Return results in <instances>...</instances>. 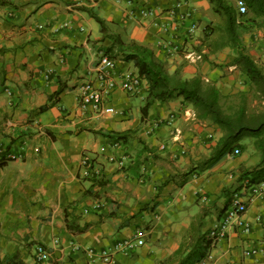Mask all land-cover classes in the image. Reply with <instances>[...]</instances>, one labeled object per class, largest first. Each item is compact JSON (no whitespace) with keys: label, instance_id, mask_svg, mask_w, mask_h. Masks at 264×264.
I'll return each instance as SVG.
<instances>
[{"label":"crops","instance_id":"crops-1","mask_svg":"<svg viewBox=\"0 0 264 264\" xmlns=\"http://www.w3.org/2000/svg\"><path fill=\"white\" fill-rule=\"evenodd\" d=\"M5 1L0 5V264H106L99 259L100 250L138 233L143 244L115 252L112 264H187L184 258L194 244L191 234L208 240L202 259L209 258L211 264H264V182L260 195H248L249 176H242L261 162L253 138L240 141L237 155L227 153L200 170L197 166L213 156L223 133L217 125L185 115L194 110L181 97L155 102L142 115L148 87L144 79L139 92L117 90L107 100L116 114H83L78 109L79 85L93 79L91 68L112 43L84 8L103 18L122 40L149 47L167 73L179 70L185 78L199 76L214 83L223 100L242 94L246 101L254 96L261 105L247 76L231 63L235 52L225 47L196 61L165 55L151 18L131 17L127 0ZM175 1L136 0L134 5L165 12ZM188 1L199 25L189 50L202 55L207 53L204 27L218 19L208 0ZM255 35L259 39L249 54L256 62L253 53L260 57L264 52V37ZM115 60L118 72L138 74L132 61ZM173 112L181 117L147 132L150 123ZM98 131L128 136L122 143ZM143 144L157 157H148L137 172L131 171ZM9 153L20 159L7 160ZM123 155L126 169L116 161ZM84 156L98 165L100 178L81 176ZM244 190L250 230L231 229L212 244L209 232L222 218L228 199ZM65 214L89 227L71 232ZM200 217L201 225L190 232ZM185 238L183 253L173 256ZM38 244L49 249V261L35 259ZM88 248L93 255L85 253ZM200 261L189 258L191 264Z\"/></svg>","mask_w":264,"mask_h":264},{"label":"trees","instance_id":"trees-1","mask_svg":"<svg viewBox=\"0 0 264 264\" xmlns=\"http://www.w3.org/2000/svg\"><path fill=\"white\" fill-rule=\"evenodd\" d=\"M208 1L213 12L220 17L221 22L212 27H204L202 45L207 53L202 54V57L205 58L207 54H212L225 47L232 49L236 56L231 63L247 76L255 96L262 103L257 110L249 112L246 99L241 94L235 110L232 113L227 112L222 106L223 96L214 83H204L199 76L185 78L179 70L172 74L167 73L161 63L154 59L153 52L149 47L134 40H122L118 35L111 33L106 21L92 9L84 8L83 10L87 11L88 15L99 24L103 38L111 40L112 43L106 49L105 54L113 59L119 57L123 61H132L138 75L147 81L148 87L141 110L142 115H146L155 102H167L181 97L184 102L192 106L198 121H208L217 125L223 133L222 137L213 156L197 166L200 170L212 167L225 154L234 149H238L240 152L243 147L240 141L243 138H253L254 147L261 154V162L257 169L246 171L242 176H249L250 184H260L264 182V69L247 52L241 37L249 29L264 31V0H243L247 5V12L244 14H237L234 6L228 0ZM3 4H6V1L0 0V5ZM98 133L122 143L126 141L128 136L127 133L122 134L113 131H98ZM144 152L147 153V156L141 158V154ZM150 156L157 157L155 150L143 144L136 159L131 162L133 164L130 166V170L137 172L141 162L144 164V161ZM200 219L201 217L191 223L190 232L193 231L194 233L201 225ZM64 220L67 229L73 233H82L89 227L88 223L80 225L77 222V217L68 219L67 214H65ZM190 242L194 244L184 258V263L187 264L192 263L189 262L191 256L196 257L198 261L202 260L208 247V240L202 236L194 238L191 234ZM185 244L186 238L173 256L182 254ZM15 255L16 253L11 255L9 259L14 258ZM15 264L20 263L16 261Z\"/></svg>","mask_w":264,"mask_h":264},{"label":"built area","instance_id":"built-area-1","mask_svg":"<svg viewBox=\"0 0 264 264\" xmlns=\"http://www.w3.org/2000/svg\"><path fill=\"white\" fill-rule=\"evenodd\" d=\"M136 0H127V14L131 17L151 18V24L159 34L157 37L158 47L168 56L175 54L181 55L184 58L192 61L200 60L201 53L189 50V42L192 33L196 31L199 25L196 23L193 14L194 8L188 0H176L175 3L165 12H155L152 9L145 7H137L134 5ZM233 6L238 14L247 12V5L243 0H234ZM138 10V11H137ZM169 19V20H168ZM189 20L186 24L185 21ZM260 66L264 69V52L258 57ZM93 79L81 83L78 87V109L81 113L91 112L94 114H116L117 111L112 105L107 104V100L111 98L113 93L117 90L127 94H135L139 92L142 87V78L129 70L117 71L116 60L107 54H101L97 59L96 64L91 68ZM191 119L197 120L194 112H184ZM179 113H169L166 119H158L149 124L147 132H151L158 128L163 121L170 125L174 123L177 118H180ZM174 137L178 138L179 131L174 129ZM118 145L117 143L114 146ZM238 149H234L229 153L230 156L237 155ZM113 155V154H111ZM7 160H19L20 155L7 154ZM113 160V158H111ZM125 155L116 159L119 168H125L127 163ZM98 165L84 156L81 159L80 174L83 178L94 177L100 178V168ZM263 191L260 184H250L248 186V195L258 196ZM246 191L233 192L228 199L227 206L223 212V216L209 232V241L213 244L218 240L224 238L227 232L231 229H240L242 232L250 230L249 222L244 218L247 210V200L243 199ZM250 199V196L248 197ZM135 239H124L118 242L110 249H103L98 252L101 262L106 264L115 263L114 253L117 251L131 250L136 246L142 245L143 240L139 233ZM53 244H58V239H53ZM87 255H93V249H85ZM49 249L43 245L38 244L35 247V259L39 263H44L50 259ZM198 264H211L209 258L202 259Z\"/></svg>","mask_w":264,"mask_h":264},{"label":"rangeland","instance_id":"rangeland-1","mask_svg":"<svg viewBox=\"0 0 264 264\" xmlns=\"http://www.w3.org/2000/svg\"><path fill=\"white\" fill-rule=\"evenodd\" d=\"M228 1L230 2L231 0H228ZM217 19H218V22H216L212 26L218 25L221 22V19H220L219 16H217ZM212 26H209V27H212ZM254 33H260L261 36L264 37V31L263 30H254V29L253 30L249 29L248 31H246L245 33H243L242 34V37H241L242 44H243V42H246V46L244 44L243 45L246 48V50H247L248 53H249L250 50L251 51H254L255 50L257 40L259 39L258 36H256V35H255L256 37L254 36ZM249 37L251 39H253V40L255 39V40L253 42H250ZM253 55H254V57L256 59V63L258 65H260L259 62H258V57L256 56V53L255 54L253 53ZM204 83H207V82L204 81ZM239 100H240V97H237V96H233V97H230V98L224 99V100L222 99V106H223L224 110H226L229 113H232L235 110V108L237 107V105L239 103ZM246 106H247V110L249 112L254 111V110H257L260 107L257 99L254 96H251V98L246 101Z\"/></svg>","mask_w":264,"mask_h":264}]
</instances>
